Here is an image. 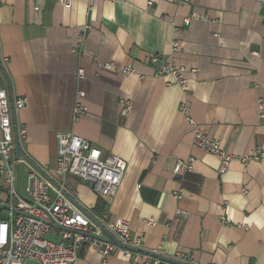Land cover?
<instances>
[{
  "label": "crops",
  "instance_id": "1",
  "mask_svg": "<svg viewBox=\"0 0 264 264\" xmlns=\"http://www.w3.org/2000/svg\"><path fill=\"white\" fill-rule=\"evenodd\" d=\"M193 12L200 17L186 24ZM149 52L186 70V94L156 74L145 61ZM126 66L133 72L124 74ZM0 89L27 100L15 112L14 133L27 128L21 148L42 169L54 171L60 132L126 160L108 204L74 176L65 189L90 214L126 219L144 250L187 252L195 264H264V158L242 160L264 148V5L257 0H74L69 8L57 0H0ZM79 91L88 110L76 120ZM184 100L203 132L235 156L225 171L219 156L194 145ZM190 156L193 171L176 175V162ZM18 164L23 193L30 166ZM5 187L0 180L3 201ZM82 261L102 264L92 247ZM108 264L135 262L117 250Z\"/></svg>",
  "mask_w": 264,
  "mask_h": 264
},
{
  "label": "built area",
  "instance_id": "2",
  "mask_svg": "<svg viewBox=\"0 0 264 264\" xmlns=\"http://www.w3.org/2000/svg\"><path fill=\"white\" fill-rule=\"evenodd\" d=\"M63 8L72 6L74 0H57ZM152 6L154 0H146ZM195 0H182L183 4L191 5ZM264 5V0H257ZM39 7H36L38 10ZM200 16L193 12L185 19L189 24L192 19ZM87 29L91 27L86 26ZM178 42H173L172 49L176 51ZM157 52H149L145 61L156 68V74L167 78L168 83L177 84L184 94L189 89V78L186 70L179 66L174 58L163 61ZM133 68L126 66L123 73H131ZM83 75V70H79ZM141 79L144 76H140ZM85 92L79 91L73 108L74 119H79L86 113L88 107L82 98ZM126 103V102H124ZM16 111L25 108L27 100L18 98L13 101ZM131 109L127 102L125 112ZM180 109L193 130L194 145L205 152L215 154L221 159V168L225 171L235 158L226 152L218 139L209 138L191 115L187 100L180 104ZM260 109L264 110V102L260 100ZM19 138H27V128L17 129ZM58 155L53 172L44 171L53 178L59 187L48 181L30 164L26 176L24 192L19 188V162L24 161L15 152V138L11 100L5 89H0V180L6 185V201L0 199L4 206L5 217L0 218V264H84L82 255L86 248H95L102 264H108L110 256L117 250H124L133 257L135 264H174L157 257L165 255L161 250L141 252L135 249L144 248V238L141 235L132 236L130 224L126 219H111L107 212L90 214L88 216L63 190L69 176L89 183L94 194L105 203H110L117 195L124 179L127 162L118 155L103 156L102 151L92 142L72 132L58 134ZM264 158V148L256 146L242 160L259 161ZM196 157L190 156L178 160L174 173L182 175L193 171ZM25 162V161H24ZM182 191V190H181ZM181 197V192L175 194ZM187 216L188 212L179 211ZM100 223L125 247L116 245L109 240L96 237L106 236L103 230L94 222ZM227 222L225 216H222ZM153 224V220H147ZM177 260L195 264L192 255L180 252L173 256ZM254 264V263H251Z\"/></svg>",
  "mask_w": 264,
  "mask_h": 264
},
{
  "label": "water",
  "instance_id": "3",
  "mask_svg": "<svg viewBox=\"0 0 264 264\" xmlns=\"http://www.w3.org/2000/svg\"><path fill=\"white\" fill-rule=\"evenodd\" d=\"M10 99H11V111H12V116H13V120L16 119V116H15V108H14V104H13V98H12V95L10 94ZM14 138H15V152L18 156H20L25 162H27L28 164H30L33 168H35L37 171H39L48 181H50L53 185H55L56 187H59L58 184L53 180V178L51 176H49L45 171L44 169H42L41 167H39L37 164H35L30 158L29 156H27L25 154V152L22 150L21 148V145H20V140H19V136H18V133H17V130H15V133H14ZM64 193L71 199L73 200L88 216H90V213L86 210V208H84L77 200H75L67 191L63 190ZM94 220V219H93ZM94 222L103 230V232L106 234V236H98V235H95L96 237L98 238H101V239H106V240H109L110 242L116 244V245H119V246H122V247H125V245H123L119 240H117L115 238V236L110 233L106 228H104L100 223L96 222L94 220ZM134 250L136 251H141V252H148V253H152L150 251H146L144 249H135L133 248ZM157 257L159 258H162L164 260H167V261H170L174 264H191V263H187V262H183V261H180V260H177L175 258H172L170 256H167V255H161V254H155Z\"/></svg>",
  "mask_w": 264,
  "mask_h": 264
},
{
  "label": "trees",
  "instance_id": "4",
  "mask_svg": "<svg viewBox=\"0 0 264 264\" xmlns=\"http://www.w3.org/2000/svg\"><path fill=\"white\" fill-rule=\"evenodd\" d=\"M102 210H103V209L101 208V209H98L97 211L100 212V211H102Z\"/></svg>",
  "mask_w": 264,
  "mask_h": 264
}]
</instances>
